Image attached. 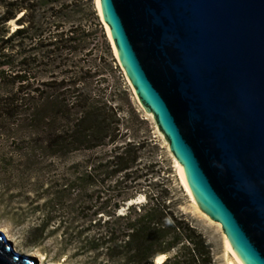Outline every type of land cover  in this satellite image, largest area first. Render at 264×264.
<instances>
[{
	"label": "water",
	"instance_id": "obj_1",
	"mask_svg": "<svg viewBox=\"0 0 264 264\" xmlns=\"http://www.w3.org/2000/svg\"><path fill=\"white\" fill-rule=\"evenodd\" d=\"M96 5L196 204L239 264H264V0ZM0 264L39 260L0 230Z\"/></svg>",
	"mask_w": 264,
	"mask_h": 264
},
{
	"label": "trees",
	"instance_id": "obj_2",
	"mask_svg": "<svg viewBox=\"0 0 264 264\" xmlns=\"http://www.w3.org/2000/svg\"><path fill=\"white\" fill-rule=\"evenodd\" d=\"M89 18L97 19L91 0H0V122L29 115L46 150L83 152L69 166L76 218L64 230L85 264H155L160 255L159 264H215L211 243L169 188L149 181L144 143L122 137L128 120L94 89L81 55L102 35L85 25ZM104 51L115 62L105 43ZM137 194L144 200L128 203ZM49 222L42 214L26 241H42Z\"/></svg>",
	"mask_w": 264,
	"mask_h": 264
},
{
	"label": "rangeland",
	"instance_id": "obj_3",
	"mask_svg": "<svg viewBox=\"0 0 264 264\" xmlns=\"http://www.w3.org/2000/svg\"><path fill=\"white\" fill-rule=\"evenodd\" d=\"M91 3L97 19L89 18L84 23L101 34L102 40L95 36L82 51L81 59L85 65L93 66L94 89L118 108L124 121L128 120L129 130L124 125L122 137L144 143L142 156L149 181L169 188L181 211L211 243L215 264H239L228 249L220 223L201 210L184 186L166 140L151 114L138 102L118 63L96 0H91ZM11 24L15 26L13 22ZM104 43L109 46L115 62L105 56ZM46 78V75H40L37 81L40 83ZM124 89L128 91L127 97L123 94ZM82 157L83 152L56 155L46 150L41 127L32 122L29 115L25 117L21 113L15 122H0V230L12 241L16 251L35 255L39 264H85V254H76L75 237L64 230L67 222L76 218V212L71 208L75 203V190L65 188L69 184V166ZM143 200L144 196L137 194L128 203ZM42 214L50 217L45 238L38 244L29 243L25 238L27 230L38 222Z\"/></svg>",
	"mask_w": 264,
	"mask_h": 264
},
{
	"label": "bare ground",
	"instance_id": "obj_4",
	"mask_svg": "<svg viewBox=\"0 0 264 264\" xmlns=\"http://www.w3.org/2000/svg\"><path fill=\"white\" fill-rule=\"evenodd\" d=\"M177 165H178V167H179V164L177 163ZM183 181V180H182ZM185 186V185H184ZM186 187V186H185ZM187 189V188H186ZM188 190V189H187ZM190 193V192H189ZM191 195V194H190ZM192 196V195H191ZM193 198V197H192ZM194 199V198H193ZM195 201V200H194ZM196 203V202H195ZM229 249V248H228ZM163 259H164V255H160V256H157L156 258H155V262L156 263H160V262H162L163 261Z\"/></svg>",
	"mask_w": 264,
	"mask_h": 264
}]
</instances>
